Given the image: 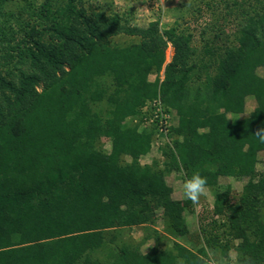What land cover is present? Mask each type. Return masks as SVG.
Listing matches in <instances>:
<instances>
[{"label":"trees","instance_id":"16d2710c","mask_svg":"<svg viewBox=\"0 0 264 264\" xmlns=\"http://www.w3.org/2000/svg\"><path fill=\"white\" fill-rule=\"evenodd\" d=\"M219 3H205L223 12L193 44L177 18L138 26L112 0H0V264H210L203 249L156 247L187 232L189 202L166 175L196 171L213 192L204 244L264 264V0ZM248 95L256 107L239 119ZM156 100L177 124L162 161L141 165L154 135L142 108ZM220 177L245 180L241 192ZM134 226L155 239L146 254L123 238Z\"/></svg>","mask_w":264,"mask_h":264},{"label":"rangeland","instance_id":"374dc122","mask_svg":"<svg viewBox=\"0 0 264 264\" xmlns=\"http://www.w3.org/2000/svg\"><path fill=\"white\" fill-rule=\"evenodd\" d=\"M112 2L114 10L119 12L129 11L132 14L134 23L138 26H145L149 21L158 20L159 25L164 29L170 27L173 24V21L177 18L178 22L181 24V28H187L193 35V44L198 43L199 32L203 24L209 22L212 17H215L214 14L217 16L219 15L218 12H223L222 4L217 6L215 12H213V8H207L205 6V3L220 4L219 0H112ZM228 33H231V31L228 30ZM171 55V48H167L165 53V63L169 62ZM255 73L264 78V67L256 68ZM148 78L152 81L154 80L155 75L151 74ZM146 104H148V102H146L145 105ZM255 107L256 102L254 97L250 95L246 96L244 98L243 112L238 118H247ZM142 112L149 115L152 112V108H144ZM162 114L165 116V119L159 117L154 122L149 123L150 125H146L153 126L154 135L152 137L149 152L139 160L141 165L151 164L154 160L161 162L163 159L161 156V150L165 144L170 143L168 128L177 124L176 115L174 111L170 110L165 113L163 109ZM141 126L144 127L142 123ZM97 146L103 151L109 152L110 140L102 138L98 141ZM263 159V156L260 154L256 165V169L259 172H264ZM182 181V175L178 172H171L165 177L166 184L171 188V198L181 202H189L188 207L185 208L186 210L182 214L187 231L186 234L177 237L166 235L163 231L164 223L160 218V212H157L155 219H153L150 226L162 234H165L160 239L161 243H159V246H156L157 244L154 238L148 239L147 241L143 239L146 236L143 226H134L126 229L123 238L126 242H130L134 246H139V251L143 254L149 252L154 246L158 247L160 250H167L172 246L173 242H176L196 253L203 249L205 252V258L210 264H235V252L233 250L228 252L227 257H223L219 254V251L208 248L199 234L202 217L208 215L207 217L210 219L211 216L213 203L212 190L206 188L199 203L193 204L190 200L186 199L183 194ZM244 183L245 180H235L229 177H220L218 179L219 189L230 186L233 197H236V195L241 192Z\"/></svg>","mask_w":264,"mask_h":264},{"label":"clouds","instance_id":"9594fccd","mask_svg":"<svg viewBox=\"0 0 264 264\" xmlns=\"http://www.w3.org/2000/svg\"><path fill=\"white\" fill-rule=\"evenodd\" d=\"M261 143H264V129H261L257 134ZM207 187V178L202 176L199 171L193 172L189 177L182 181V191L186 199L193 204H198L201 196L204 194ZM177 264H183L182 260H178Z\"/></svg>","mask_w":264,"mask_h":264},{"label":"built area","instance_id":"2783aa9c","mask_svg":"<svg viewBox=\"0 0 264 264\" xmlns=\"http://www.w3.org/2000/svg\"><path fill=\"white\" fill-rule=\"evenodd\" d=\"M145 106L142 108V110L144 108L146 109L147 107H150V108H152V112H151V115L143 118L142 125H144V126L150 125L149 123L154 122L159 117L165 119V116L162 114L161 104L158 100L153 101V102H148V104H146Z\"/></svg>","mask_w":264,"mask_h":264}]
</instances>
